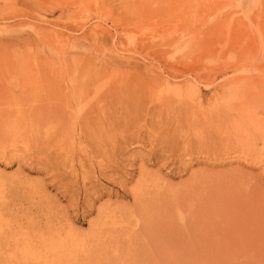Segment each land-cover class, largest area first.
<instances>
[{
	"label": "rangeland",
	"instance_id": "1",
	"mask_svg": "<svg viewBox=\"0 0 264 264\" xmlns=\"http://www.w3.org/2000/svg\"><path fill=\"white\" fill-rule=\"evenodd\" d=\"M260 228L264 0H0V264H264Z\"/></svg>",
	"mask_w": 264,
	"mask_h": 264
},
{
	"label": "bare ground",
	"instance_id": "2",
	"mask_svg": "<svg viewBox=\"0 0 264 264\" xmlns=\"http://www.w3.org/2000/svg\"><path fill=\"white\" fill-rule=\"evenodd\" d=\"M36 85H37L36 89L38 90V93H41V98L42 99L47 98L50 94H52V90H54V87H55V84L53 82H51L46 76L43 77V78H40V77L36 78ZM22 88H23V85H22ZM50 88H53V89H50ZM57 100H60V99H57ZM54 103H55V100H53V99H49L46 102H39L37 106L34 105V108L31 110V115L32 116L40 115L39 118L40 119L43 118L42 119V126L47 125L51 120H53L56 117V111H55L56 106H55ZM25 109H27V108H25ZM20 116H22V115H20ZM26 143L30 144V142H26ZM50 214H46L44 216V218H45L44 220H45V222H47L48 225H52L53 222L56 221L55 215H52L53 213L51 215ZM153 223H155V222L153 221ZM151 224L152 223L149 222L148 226H150ZM145 233H146V231H145ZM260 233H264V229L260 228ZM42 234H43V232H40V233L37 234V237H36L37 240L34 237H29L28 238L29 243H34V246H33V250L34 251L38 250L39 247H40V249H43L45 247V245H49V246L53 247V246H55L57 244V242H55L53 239H47V238L43 239V237L41 238ZM165 234L166 235H162V236H159L157 234L156 237H153V240L158 244V248L155 249L156 251L148 249L146 252H139V253L135 252L132 255L135 256V258H138L140 260L141 259H143V260H148V259L152 260L153 258L156 257V253L166 254L169 251V253H171V255L179 257L180 260H181V258H185L186 259L187 254H189L190 251H191L190 249H188L189 247L184 245V244H180V243H172V244L169 245V247H167L168 236H167V233H165ZM148 237L150 238V237H152V235H148ZM116 238L117 237H113L112 240H114V242L116 241L117 245H122L121 241H117ZM185 239H188V238L185 237ZM254 242H255V240H254ZM177 245H178V247H177ZM42 246H44V247H42ZM182 249H184V250H182ZM216 256H219V258H222V257L226 258V257L232 256V253H231V250H228V252H223V253H217V252L216 253H210V256L208 257V259H203L202 261L203 262L207 261V263H208L209 261H211ZM261 257L264 258V253L261 254ZM175 260H177V259H175ZM11 261H13V259L11 260V258H7V260H6V262H11ZM182 261H184V260H182ZM178 262L180 263V261H178ZM135 264H136V262H135Z\"/></svg>",
	"mask_w": 264,
	"mask_h": 264
}]
</instances>
